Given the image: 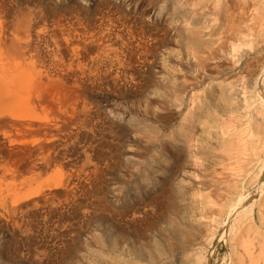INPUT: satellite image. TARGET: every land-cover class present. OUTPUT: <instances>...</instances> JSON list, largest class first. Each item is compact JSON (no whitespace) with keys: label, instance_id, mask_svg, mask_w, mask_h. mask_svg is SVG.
<instances>
[{"label":"rangeland","instance_id":"obj_1","mask_svg":"<svg viewBox=\"0 0 264 264\" xmlns=\"http://www.w3.org/2000/svg\"><path fill=\"white\" fill-rule=\"evenodd\" d=\"M0 21L91 48L37 129L0 130V264H264V0H0Z\"/></svg>","mask_w":264,"mask_h":264},{"label":"bare ground","instance_id":"obj_2","mask_svg":"<svg viewBox=\"0 0 264 264\" xmlns=\"http://www.w3.org/2000/svg\"><path fill=\"white\" fill-rule=\"evenodd\" d=\"M254 4V3H253ZM258 5V4H257ZM198 6V5H197ZM252 6V5H251ZM217 5L207 8V12H202L204 14L219 13V11L226 9L219 8ZM259 9V8H258ZM228 12V11H227ZM100 14V13H99ZM4 15V14H3ZM226 17V16H225ZM15 17H13L14 19ZM5 21V20H4ZM136 21V20H135ZM11 22V21H10ZM66 23V22H65ZM35 24V23H34ZM198 25L194 24L190 31L191 42L200 46L201 38L197 31ZM47 28V27H46ZM134 28V27H133ZM57 29V28H56ZM127 29V28H126ZM70 32V31H69ZM83 32V31H82ZM109 32V31H108ZM122 32V31H121ZM143 32V31H142ZM141 32V33H142ZM47 34V30H29V27L16 30L11 23H4L0 21V130L4 127H7V134L15 132L17 134L23 133L28 134L32 133L35 129L38 128L37 120V109L41 112L46 107V98L49 84H55L58 81L72 79L74 83L78 82L77 80V71L80 66L83 65L85 60L87 50L91 48L81 47L80 50L78 47L68 46L67 41L70 37L65 39L66 43H55V46L50 47L51 41L48 43L47 37L44 38L43 35ZM50 33V32H49ZM48 33V34H49ZM144 33V32H143ZM55 32L53 33V35ZM58 34V32H57ZM69 34H72L69 33ZM76 34V33H75ZM82 34V33H81ZM100 34V33H99ZM104 34V33H103ZM56 35V34H55ZM150 35V34H149ZM75 36V35H74ZM142 36V35H141ZM247 35H243L245 38ZM59 37V36H58ZM82 37V36H81ZM110 38V36H108ZM49 38V37H48ZM74 38V37H73ZM105 38V37H104ZM103 38V39H104ZM111 39V38H110ZM59 40V39H58ZM72 40V39H71ZM79 40V39H78ZM102 40V39H101ZM120 40V39H119ZM260 40V39H259ZM262 40V39H261ZM260 40V41H261ZM44 44L45 51L41 47L40 42ZM63 41V40H62ZM81 41V40H80ZM61 42V41H59ZM151 42V41H150ZM244 42V41H242ZM249 42V41H247ZM250 43V42H249ZM52 44V43H51ZM96 45V43L94 44ZM239 45V44H238ZM242 45V43H241ZM43 46V45H42ZM86 46V45H85ZM240 46V45H239ZM249 46V44H248ZM91 47V46H90ZM96 47V46H95ZM135 47V46H134ZM141 47V46H140ZM242 47V46H241ZM110 48V47H109ZM113 48V47H112ZM93 49V48H92ZM116 49V48H114ZM145 49V47H144ZM235 47L233 48V50ZM96 50V49H95ZM111 50V49H110ZM67 53H66V52ZM93 51V50H92ZM104 51V50H103ZM109 51V49H108ZM118 51V50H117ZM120 51V50H119ZM136 51V50H135ZM89 52V51H88ZM89 52V53H90ZM112 52V51H111ZM109 53V52H108ZM113 53V52H112ZM111 53V55H113ZM118 53V52H117ZM121 53V52H120ZM137 54V53H136ZM91 55V54H90ZM117 55V54H116ZM133 55V54H131ZM118 56V55H117ZM91 57V56H90ZM95 57V56H94ZM97 57V56H96ZM132 57V56H131ZM87 58V57H86ZM99 58V57H98ZM117 58V57H116ZM255 58V57H254ZM88 59V58H87ZM95 59V58H93ZM92 59V60H93ZM100 59V58H99ZM177 59V58H176ZM122 60V59H121ZM89 61V59H88ZM86 61V62H88ZM116 61V60H115ZM91 62V61H90ZM259 62V61H258ZM94 63V61L92 62ZM115 63V62H114ZM122 63V62H121ZM129 63V60H128ZM248 62L247 67L252 66ZM86 64V63H85ZM96 64V63H95ZM120 64V63H119ZM123 64V63H122ZM121 64V66H122ZM90 65V64H88ZM116 66V65H115ZM89 68V66H87ZM92 67V66H90ZM252 68V67H251ZM248 68V70H251ZM263 68V67H262ZM113 69V68H112ZM255 69V68H254ZM247 70V71H248ZM122 71V70H121ZM120 71V72H121ZM252 71V70H251ZM254 71V70H253ZM264 71V70H263ZM261 72V71H260ZM92 73V72H91ZM129 74V73H128ZM260 74V73H259ZM262 74V73H261ZM263 74L260 77H262ZM133 77V76H132ZM256 80L258 76H256ZM124 78V77H123ZM134 79V78H133ZM109 80V79H108ZM261 80V78H260ZM258 82V81H257ZM138 83V82H137ZM256 83V82H255ZM259 83V82H258ZM254 85V84H253ZM256 86V85H254ZM62 88V87H60ZM257 88V87H256ZM259 88V86H258ZM57 89V88H56ZM59 90V89H58ZM69 90V89H68ZM71 90V89H70ZM69 90V91H70ZM64 91V90H63ZM67 91V90H66ZM58 92V91H57ZM256 93V92H255ZM261 93V92H260ZM61 94V93H60ZM231 103L228 105V109L231 113H235V117L232 120L237 125H240V119L242 114L245 112L247 105L244 103L240 92L236 89L231 90ZM254 94V93H253ZM263 96V95H262ZM254 98V97H253ZM262 99V98H261ZM58 101V100H57ZM261 101V100H260ZM249 102V101H248ZM247 103V102H246ZM260 103V102H259ZM76 104V103H75ZM251 104H253L251 102ZM250 104V105H251ZM79 105V104H78ZM258 105V104H257ZM76 106V105H74ZM254 106V105H253ZM264 107V106H263ZM74 108V107H73ZM74 110V109H73ZM77 113V112H76ZM259 113V112H258ZM65 114V113H64ZM257 114V113H256ZM259 116V115H257ZM256 116V117H257ZM76 118V117H75ZM231 120V121H232ZM256 120V119H255ZM71 121V120H70ZM232 121V122H233ZM257 121V120H256ZM68 122V121H67ZM258 122V121H257ZM48 123V122H45ZM43 124V131H45L47 124ZM69 123V122H68ZM63 124V122H62ZM256 124V123H255ZM50 125V124H49ZM258 125V124H257ZM55 127V125H54ZM63 127V126H62ZM53 129V126H52ZM255 129V128H254ZM236 130L234 135L231 136L235 140L234 149L236 151L244 148L246 141L244 140L242 129L238 126L234 129ZM42 132V131H41ZM250 132V131H249ZM61 133V132H60ZM65 133V132H64ZM256 133V131H255ZM249 134V133H248ZM257 135V134H256ZM246 139V138H245ZM264 139V138H263ZM262 139V140H263ZM34 140V139H33ZM19 141V140H18ZM261 141V140H260ZM30 142V141H29ZM35 142V141H34ZM254 142V141H253ZM257 142V141H256ZM19 143V142H18ZM227 144V142H226ZM253 144V143H252ZM256 145V143H255ZM230 146V145H229ZM253 146V145H252ZM251 146V147H252ZM61 147V146H60ZM211 147V146H210ZM253 148V147H252ZM255 148V147H254ZM260 148V146H259ZM62 152V151H61ZM252 152V151H251ZM255 152V151H253ZM252 152V153H253ZM89 155V152L88 154ZM18 157V156H17ZM92 157V156H91ZM69 158V157H68ZM57 160V158H55ZM61 159V158H60ZM65 159V158H64ZM87 159V158H86ZM54 165H57V160ZM264 160V159H263ZM262 160V161H263ZM21 161V160H20ZM22 162V161H21ZM244 162V161H243ZM23 163V162H22ZM62 163V162H61ZM73 163V162H72ZM86 163V162H85ZM84 163V164H85ZM60 164V163H59ZM21 165V164H20ZM19 165V167H20ZM70 165V164H69ZM22 166V165H21ZM72 167V166H71ZM14 168V167H13ZM47 168V167H46ZM62 168V167H61ZM80 168V167H79ZM78 168V169H79ZM77 169V168H76ZM17 170V169H16ZM218 173H221L223 167H218ZM29 171V170H25ZM48 171V170H47ZM81 171V170H80ZM23 172V171H22ZM19 172V173H22ZM39 172V170H38ZM46 172V170L44 171ZM27 173V172H26ZM64 173V172H63ZM62 173V174H63ZM43 174V173H42ZM222 174V173H221ZM7 175V174H6ZM0 176V201H5V197L10 193L16 191L15 180H9L8 176ZM17 175V174H16ZM19 175V174H18ZM33 175V174H32ZM66 175V174H65ZM35 176V175H34ZM43 176V175H42ZM14 178V177H13ZM35 178V177H34ZM37 178V177H36ZM31 179V178H30ZM29 179V181H30ZM65 180V179H64ZM170 180V179H169ZM26 182V181H25ZM31 182V181H30ZM71 182V181H69ZM23 183V182H22ZM68 183V182H67ZM233 183V182H232ZM63 184V183H62ZM66 184V183H65ZM23 185H25L23 183ZM67 185V184H66ZM71 185V184H70ZM64 186V185H63ZM231 186V185H229ZM70 187V186H69ZM263 189V188H262ZM53 190V189H52ZM55 190V189H54ZM72 191V190H71ZM63 193V191H62ZM11 194V193H10ZM14 194V193H13ZM16 194V193H15ZM14 194V195H15ZM60 194V193H59ZM67 194V193H66ZM72 195V194H71ZM56 196V195H55ZM221 196V195H220ZM53 197V196H52ZM218 198V196H216ZM34 198V197H33ZM7 199V198H6ZM39 200V199H38ZM48 200V199H47ZM236 200V199H235ZM243 200V199H242ZM3 201V202H4ZM6 202V201H5ZM20 202V201H19ZM48 202V201H47ZM240 202V200L238 201ZM22 203V202H21ZM236 203V202H235ZM234 203V204H235ZM25 204V203H24ZM46 204V203H45ZM242 204V201H241ZM240 204V205H241ZM4 205V204H3ZM44 205V204H43ZM86 205V204H85ZM237 206V204H235ZM6 206V205H4ZM17 205H15L16 208ZM24 206V205H23ZM27 206V204H26ZM239 206V203H238ZM235 207L236 209L239 207ZM18 207V206H17ZM230 207V206H229ZM234 207V206H233ZM152 208V207H151ZM243 208V207H242ZM1 209V208H0ZM12 209V208H11ZM247 209V208H246ZM242 211V213L246 212ZM10 210V208H9ZM3 211V210H2ZM1 211V212H2ZM15 212V211H14ZM249 212V209H248ZM12 213V211H11ZM238 213V212H237ZM243 213V214H244ZM19 215V214H18ZM17 215V216H18ZM2 216V215H1ZM119 216V215H118ZM149 216V215H148ZM239 216V215H238ZM8 217V216H7ZM244 217V216H242ZM6 218V217H5ZM212 218V217H211ZM240 218V217H239ZM10 219V218H9ZM132 219V218H131ZM19 221V220H18ZM123 225V224H122ZM204 225V224H200ZM218 225V224H217ZM28 226V225H27ZM231 229V227H230ZM247 230V229H246ZM231 231V230H229ZM247 234V233H246ZM116 240V239H115ZM243 242V241H242ZM121 243V242H120ZM118 242L115 241L114 248H117ZM126 246V245H125ZM131 247V246H130ZM248 255V254H247ZM251 255V254H250Z\"/></svg>","mask_w":264,"mask_h":264}]
</instances>
